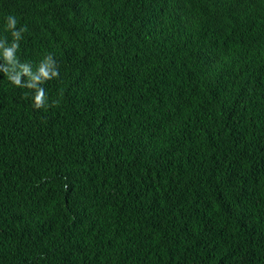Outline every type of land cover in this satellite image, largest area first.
I'll use <instances>...</instances> for the list:
<instances>
[{
	"label": "trees",
	"instance_id": "trees-1",
	"mask_svg": "<svg viewBox=\"0 0 264 264\" xmlns=\"http://www.w3.org/2000/svg\"><path fill=\"white\" fill-rule=\"evenodd\" d=\"M67 1L0 0L79 15L47 109L0 69V264H264V0Z\"/></svg>",
	"mask_w": 264,
	"mask_h": 264
},
{
	"label": "clouds",
	"instance_id": "clouds-1",
	"mask_svg": "<svg viewBox=\"0 0 264 264\" xmlns=\"http://www.w3.org/2000/svg\"><path fill=\"white\" fill-rule=\"evenodd\" d=\"M66 3L75 8L83 2L78 1L75 4V0H69ZM78 17L79 15L77 14H72V16L68 14V6H64L62 10L55 11L54 17L53 10L46 4L24 23H20L13 16H9L6 19V27L9 31L6 35L0 37V69H5L8 79L14 85L34 90L33 104L36 109H47L49 106L43 87L58 78L60 70H58L57 62L51 54H48L41 63L38 60L28 61L20 58L18 56L19 46L28 45L38 50L41 43L53 31L54 26H56L57 36L61 39L68 38L64 36L63 31L68 28L78 27ZM43 23L45 28L41 29V24ZM7 69H10L11 72ZM25 96L27 97L28 93H25ZM58 104L59 101L52 102L53 106Z\"/></svg>",
	"mask_w": 264,
	"mask_h": 264
},
{
	"label": "bare ground",
	"instance_id": "bare-ground-1",
	"mask_svg": "<svg viewBox=\"0 0 264 264\" xmlns=\"http://www.w3.org/2000/svg\"><path fill=\"white\" fill-rule=\"evenodd\" d=\"M155 1H156V0H155ZM165 1H166V0H165ZM178 1H179V0H178ZM159 2H160V1H159ZM180 2H181V1H180ZM156 3H157V2H156ZM159 5H160V4H159ZM167 5H168V4H167ZM167 5H166V6H167ZM184 5H185V4H184ZM184 5H183V6H184ZM164 6H165V5H164ZM166 6H165V8H169V7H168L169 5H168L167 7H166ZM162 7H163V5H162ZM170 8H171V7H170ZM187 8H188V7H187ZM159 9H160V8H159ZM163 9H164V8H163ZM176 10H177V9H176ZM158 11H159V10H158ZM170 11H171V10H170ZM181 11H182V10H181ZM162 12H163V10H162ZM168 12H169V11H168ZM179 12H180V11H179ZM183 12H184V11H183ZM185 12H186V11H185ZM185 12H184V13H185ZM169 13H170V12H169ZM171 13H172V12H171ZM171 13H170V14H171ZM164 14H166V13H164ZM174 14H175V13H174ZM181 14H182V13H181ZM155 15H156V14H155ZM160 15H161V14H160ZM167 15H168V14H167ZM175 15H176V14H175ZM182 15H183V14H182ZM161 16H162V15H161ZM169 16H170V15H169ZM178 16H179V15H178ZM178 16H177V19L179 18ZM163 17H164V16H162V18H163ZM183 17H184V16H183ZM189 18H190V17H189ZM154 19H155V18H154ZM156 19H157V17H156ZM170 19H171V18H170ZM177 19H175V20L177 21ZM184 19H185V18H183V20H181V16H180V21H184ZM158 20H159V19H158ZM191 21H192V20H191ZM156 22H157V20H156ZM170 22H171V21H170ZM184 22H185V21H184ZM186 22H187V21H186ZM186 22H185V23H186ZM192 22H193V21H192ZM163 23H164V22H163ZM178 23H180V22H178ZM178 23H177V26H178ZM181 23H182V22H181ZM185 23H184V24H185ZM184 24H183V25L180 24V25H182V27H183V26H185ZM189 24H190V22H189ZM180 27H181V26H180ZM186 27H187V26H186ZM186 27H185V28H186ZM158 28H159V27H158ZM179 29H180V28H179ZM184 30H186V29H184Z\"/></svg>",
	"mask_w": 264,
	"mask_h": 264
}]
</instances>
